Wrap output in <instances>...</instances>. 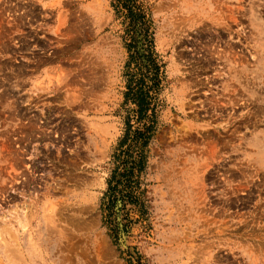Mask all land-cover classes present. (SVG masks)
<instances>
[{
	"label": "rangeland",
	"instance_id": "1",
	"mask_svg": "<svg viewBox=\"0 0 264 264\" xmlns=\"http://www.w3.org/2000/svg\"><path fill=\"white\" fill-rule=\"evenodd\" d=\"M0 264H264V0H0Z\"/></svg>",
	"mask_w": 264,
	"mask_h": 264
},
{
	"label": "trees",
	"instance_id": "2",
	"mask_svg": "<svg viewBox=\"0 0 264 264\" xmlns=\"http://www.w3.org/2000/svg\"><path fill=\"white\" fill-rule=\"evenodd\" d=\"M127 2V1H126ZM125 6V5H124ZM126 7V6H125ZM126 8H128V10L129 11H131V8L129 7V6H127ZM133 17V16H132ZM147 73H148V77L150 76V69L148 68V70H147ZM129 93H128V95H130L131 93H133V94H131V96H132V99H133V101H134V104L136 105V112L138 113V115H139V117H143L146 113H147V111H148V106H149V95H148V91H144V88H143V83L142 84H138L137 85V87H136V89H135V91L134 90H132V89H130L129 88ZM149 129H150V127H146L145 129H144V131L142 132V131H140V130H135V131H137L132 137H131V135H130V137H129V135H128V133L124 136V138L122 139V141H120V145H122V144H124V143H126L127 142V140H129V138H131L129 141H131L132 139H137V140H139L140 138H143L144 136H143V134H144V132H146V133H148V131H149ZM141 130H143V129H141ZM128 141V142H129ZM133 144V143H132ZM130 145V143L128 144V146ZM131 155H133V154H131ZM132 157V156H131ZM133 159H132V163L134 164L135 163V156L133 155V157H132ZM138 162V161H137ZM136 162V163H137Z\"/></svg>",
	"mask_w": 264,
	"mask_h": 264
},
{
	"label": "bare ground",
	"instance_id": "3",
	"mask_svg": "<svg viewBox=\"0 0 264 264\" xmlns=\"http://www.w3.org/2000/svg\"><path fill=\"white\" fill-rule=\"evenodd\" d=\"M50 223V222H49ZM21 224V223H20ZM19 233L15 232L14 234H12V237L11 239L14 240L15 242L19 239V236H18Z\"/></svg>",
	"mask_w": 264,
	"mask_h": 264
}]
</instances>
